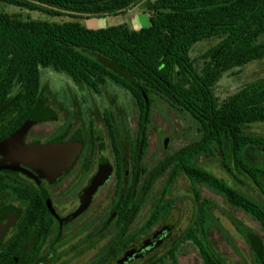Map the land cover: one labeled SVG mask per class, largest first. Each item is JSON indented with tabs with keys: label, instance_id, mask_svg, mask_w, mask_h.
Here are the masks:
<instances>
[{
	"label": "trees",
	"instance_id": "trees-1",
	"mask_svg": "<svg viewBox=\"0 0 264 264\" xmlns=\"http://www.w3.org/2000/svg\"><path fill=\"white\" fill-rule=\"evenodd\" d=\"M0 1L72 18L119 14L140 2ZM103 2L109 5H92ZM148 13L149 25L135 30L126 24L92 29L77 20L54 22L0 11V75L6 87L20 82L25 89L34 87L36 95L42 68L65 73L78 87L97 93L119 85L137 101L142 130L151 125L156 97L192 116L197 138L165 156L157 172L149 175L147 190L168 174L165 195L185 174L198 203L194 229L186 233L202 258L196 264H221L207 248V198L199 186L226 195L263 229L264 201L232 187L202 167L199 158L218 150L228 173L242 183L241 176L249 177L264 195V134L248 131L249 125L264 122V75L224 96L216 91L226 73L237 74L264 58V0H155ZM203 41L211 44L199 49ZM239 230L250 236L243 226ZM170 258L179 264L173 251Z\"/></svg>",
	"mask_w": 264,
	"mask_h": 264
},
{
	"label": "flooded vegetation",
	"instance_id": "flooded-vegetation-1",
	"mask_svg": "<svg viewBox=\"0 0 264 264\" xmlns=\"http://www.w3.org/2000/svg\"><path fill=\"white\" fill-rule=\"evenodd\" d=\"M40 78L36 95L34 87L25 89L20 82L6 87L0 75V264H172V251L181 264L184 248L195 245L186 238L194 215L185 223L174 213L179 207L172 189L152 193L162 175L150 190L147 184L168 153L194 139L174 149L169 145L173 136L161 131L162 149L153 151L152 116L142 130L139 105L130 92L116 84L101 93L87 89L101 98L100 103L85 101V108L83 97L73 96L68 87L61 95L51 75L44 77L41 70ZM110 88L114 96L126 94L134 102V126L131 114L111 108ZM218 195L226 206L207 196L204 231L207 248L228 264L211 232L223 231V214L241 234L235 214L247 212ZM192 198L194 203V193ZM163 206L167 209H158ZM249 248L254 264H264L263 251L256 244Z\"/></svg>",
	"mask_w": 264,
	"mask_h": 264
},
{
	"label": "rangeland",
	"instance_id": "rangeland-1",
	"mask_svg": "<svg viewBox=\"0 0 264 264\" xmlns=\"http://www.w3.org/2000/svg\"><path fill=\"white\" fill-rule=\"evenodd\" d=\"M155 0H141L139 3L134 4L124 12L119 14L110 15H99V16H89L84 18H72L67 15H51L40 10H28L23 7H19L13 4H8L0 1V11L8 13H18L22 18H38L45 19L54 22H65L70 20H77L81 22L87 28L101 29L110 26H116L119 24H126L132 29L138 30L141 27L149 25V13L148 6ZM211 43L208 41H203L198 44L199 49L208 47ZM55 72V73H54ZM53 69L44 68L42 69V74L44 77L46 75H51L52 86L64 95L67 91V87L73 96L83 97V102L87 101V105L93 102L94 99L99 102L98 95L93 92L88 91L86 88L82 89L78 87L71 78L65 73L54 71ZM264 75V58L261 60H255L247 64L245 67H241L237 74L226 73L217 84V93L220 95H226L233 92L239 88L242 83L250 80L257 79ZM68 83V85H67ZM110 95L108 100L111 108L117 113H128L131 114V123L134 126V119L138 111L135 109L134 102L128 95L121 94L120 96H114V91L110 88ZM108 93V92H107ZM70 96V95H69ZM100 103V102H99ZM86 108V103L84 105ZM124 107L126 110H124ZM151 116L153 120L154 132L151 134V150L154 149L160 151L161 148V131H165L168 135H172L171 141L169 143L170 148H176L181 145L187 144L189 141L197 138V121L186 112L178 111L168 105L163 99L156 97L152 102ZM248 131L257 134H264V122H258L249 125ZM215 154L201 156L199 158V163L202 167L208 171L215 174L217 177L221 178L232 187L252 196L257 200H263L264 196L261 191L257 190L256 185L249 177L241 176L243 183L234 179L228 172L224 169L220 162V155L218 150H215ZM258 155V154H256ZM158 157V152H154L153 158ZM168 174L163 175L162 178L156 183L152 193L156 194L161 192L165 185ZM189 181L184 174L179 175L176 182L172 183V195L176 198L177 212L179 216H183L185 223H187L188 215H195L197 213L198 203L196 200L192 202L193 188L191 189ZM200 194L202 197L211 196L215 198L218 203L226 206L224 204L222 197L219 192L211 191L205 186H199ZM188 199H191L189 207ZM179 200V201H178ZM219 215V214H218ZM237 215V216H235ZM234 216L237 217L242 224L243 228L246 229L249 237H246L243 233H236V229L232 225L230 218L226 215L220 214L219 218L221 220V225L223 226V231L213 229L211 232L212 242L228 264H254L252 259V249L250 250L249 244H256L257 248L264 253V229L257 222L256 219L250 217L245 212H238ZM223 233V235H222ZM241 236V240L237 239V236ZM181 264H196L201 263L202 258L196 245H191L189 248L185 247L182 254L179 257Z\"/></svg>",
	"mask_w": 264,
	"mask_h": 264
},
{
	"label": "water",
	"instance_id": "water-1",
	"mask_svg": "<svg viewBox=\"0 0 264 264\" xmlns=\"http://www.w3.org/2000/svg\"><path fill=\"white\" fill-rule=\"evenodd\" d=\"M70 148H74V146H69V149H70ZM72 159H73V156L70 157V152H69L68 164L71 163ZM96 186H97V185H96V183H95L94 186H93V188H95Z\"/></svg>",
	"mask_w": 264,
	"mask_h": 264
},
{
	"label": "crops",
	"instance_id": "crops-1",
	"mask_svg": "<svg viewBox=\"0 0 264 264\" xmlns=\"http://www.w3.org/2000/svg\"><path fill=\"white\" fill-rule=\"evenodd\" d=\"M148 26V25H147ZM142 28V27H141Z\"/></svg>",
	"mask_w": 264,
	"mask_h": 264
}]
</instances>
